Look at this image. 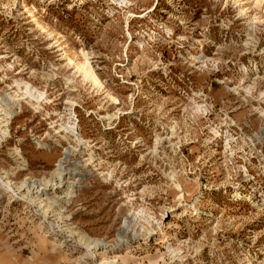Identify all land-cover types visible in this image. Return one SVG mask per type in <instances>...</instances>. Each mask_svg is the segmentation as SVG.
Listing matches in <instances>:
<instances>
[{"label": "rangeland", "instance_id": "obj_1", "mask_svg": "<svg viewBox=\"0 0 264 264\" xmlns=\"http://www.w3.org/2000/svg\"><path fill=\"white\" fill-rule=\"evenodd\" d=\"M0 130V264H264V0H0Z\"/></svg>", "mask_w": 264, "mask_h": 264}, {"label": "bare ground", "instance_id": "obj_2", "mask_svg": "<svg viewBox=\"0 0 264 264\" xmlns=\"http://www.w3.org/2000/svg\"><path fill=\"white\" fill-rule=\"evenodd\" d=\"M6 115H8V114H6ZM9 116H11V115H9ZM6 119H7V117H6ZM0 132H1V135L5 136V131L0 130ZM65 176H66L65 168L63 167L62 161L60 160L57 164V168L54 171L53 178L51 179V181L53 182L54 181L53 179L55 177H57L60 180L59 182H63L64 179L66 180ZM4 183H5V186L7 188H9V189L11 188L12 184L9 180L5 179ZM48 183H49L48 180H39V181L25 180L24 183L21 185V187H23V189H26L27 193H30L31 191H35L34 193L37 194L39 192V190L46 189L50 185V184L48 185ZM64 183L67 184V188L65 190L67 192L66 195L70 196L72 191H73L74 184L71 182H64ZM25 197L34 203L36 202L35 198H37V196L33 197V196H30L29 194H26ZM42 211H43L44 215L47 213V210L43 209V207H42ZM91 243H93V242H91ZM96 245H97V243H96ZM87 246L89 247L90 245H87Z\"/></svg>", "mask_w": 264, "mask_h": 264}]
</instances>
